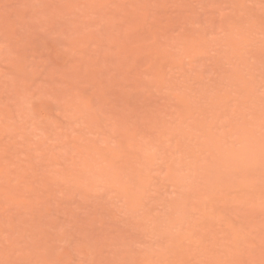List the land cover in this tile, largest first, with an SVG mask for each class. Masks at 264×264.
Instances as JSON below:
<instances>
[{"label": "rangeland", "instance_id": "obj_1", "mask_svg": "<svg viewBox=\"0 0 264 264\" xmlns=\"http://www.w3.org/2000/svg\"><path fill=\"white\" fill-rule=\"evenodd\" d=\"M0 264H264V0H0Z\"/></svg>", "mask_w": 264, "mask_h": 264}]
</instances>
